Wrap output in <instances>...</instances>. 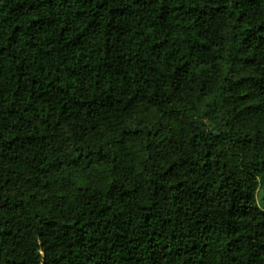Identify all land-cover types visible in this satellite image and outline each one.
I'll return each instance as SVG.
<instances>
[{
	"label": "trees",
	"instance_id": "obj_1",
	"mask_svg": "<svg viewBox=\"0 0 264 264\" xmlns=\"http://www.w3.org/2000/svg\"><path fill=\"white\" fill-rule=\"evenodd\" d=\"M0 264H264V0H0Z\"/></svg>",
	"mask_w": 264,
	"mask_h": 264
}]
</instances>
